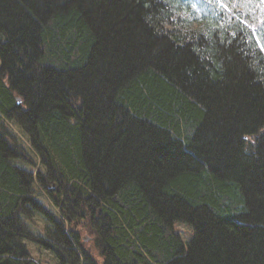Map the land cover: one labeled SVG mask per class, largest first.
<instances>
[{
	"label": "trees",
	"instance_id": "obj_1",
	"mask_svg": "<svg viewBox=\"0 0 264 264\" xmlns=\"http://www.w3.org/2000/svg\"><path fill=\"white\" fill-rule=\"evenodd\" d=\"M27 242L264 264V0H0V264Z\"/></svg>",
	"mask_w": 264,
	"mask_h": 264
},
{
	"label": "rangeland",
	"instance_id": "obj_2",
	"mask_svg": "<svg viewBox=\"0 0 264 264\" xmlns=\"http://www.w3.org/2000/svg\"><path fill=\"white\" fill-rule=\"evenodd\" d=\"M42 200L44 203L49 204L48 200L45 197H43ZM23 219L25 220L29 228L36 234V228L39 229V227L36 226V221L38 222V224H40L42 223L41 219H36V215L34 216L33 220L29 219L28 217H24ZM175 228L181 235L184 242L189 241L194 235L193 227L188 224L176 223ZM26 244L32 259L37 261L39 264H59L55 255L52 252L46 250L44 247L39 246L33 242H27Z\"/></svg>",
	"mask_w": 264,
	"mask_h": 264
},
{
	"label": "snow or ice",
	"instance_id": "obj_3",
	"mask_svg": "<svg viewBox=\"0 0 264 264\" xmlns=\"http://www.w3.org/2000/svg\"><path fill=\"white\" fill-rule=\"evenodd\" d=\"M193 6H195V5H193Z\"/></svg>",
	"mask_w": 264,
	"mask_h": 264
}]
</instances>
